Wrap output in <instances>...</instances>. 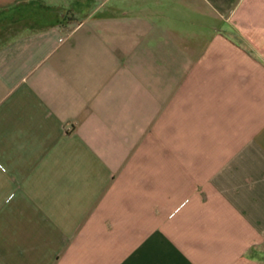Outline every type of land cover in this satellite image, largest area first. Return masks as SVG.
<instances>
[{"label": "crops", "instance_id": "crops-1", "mask_svg": "<svg viewBox=\"0 0 264 264\" xmlns=\"http://www.w3.org/2000/svg\"><path fill=\"white\" fill-rule=\"evenodd\" d=\"M0 264H264V0H0Z\"/></svg>", "mask_w": 264, "mask_h": 264}]
</instances>
